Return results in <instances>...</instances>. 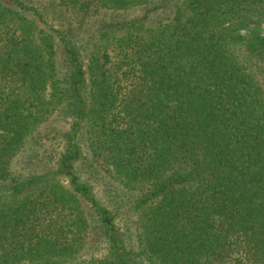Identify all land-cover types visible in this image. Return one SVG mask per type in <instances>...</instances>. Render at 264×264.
I'll use <instances>...</instances> for the list:
<instances>
[{"label": "trees", "instance_id": "16d2710c", "mask_svg": "<svg viewBox=\"0 0 264 264\" xmlns=\"http://www.w3.org/2000/svg\"><path fill=\"white\" fill-rule=\"evenodd\" d=\"M59 1L77 28L0 0V264H264V0ZM54 111L55 169L15 172ZM84 164L130 192L137 248Z\"/></svg>", "mask_w": 264, "mask_h": 264}, {"label": "rangeland", "instance_id": "374dc122", "mask_svg": "<svg viewBox=\"0 0 264 264\" xmlns=\"http://www.w3.org/2000/svg\"><path fill=\"white\" fill-rule=\"evenodd\" d=\"M29 6L35 8L42 15L43 21H37L40 28L55 30H66L68 28H77L78 23L71 16L72 7L61 3L59 0H23ZM134 11V12H133ZM27 12V11H26ZM110 12V11H109ZM137 14V10L123 12L122 18L129 19ZM29 18H35L32 12H27ZM103 22L104 18H97V21ZM96 21L90 20L81 29H76L77 44L83 46L87 35L92 32L89 30L91 25L95 26ZM249 27L240 30L241 34H246ZM264 30V24L261 27ZM58 42V41H57ZM88 43V42H87ZM89 43H91L89 41ZM85 46V45H84ZM56 60L63 64V69H67V62L60 54V47H57ZM46 118L40 122L34 132V138L29 137L28 142L24 146L23 152L20 154L17 162L13 166L15 172L28 173L35 168H51L55 169L56 161L60 152L63 150L65 136L71 129V119L62 117L57 111L48 113ZM90 166L83 165L84 173L81 179L93 188V193L98 201L112 210L116 211V224L121 233L125 244L130 249L137 248L139 230L136 224V214L130 208L129 196L127 191L120 186L117 178L110 177L105 180L96 178L88 173ZM130 194V192L128 193ZM93 252L100 257L103 253L101 246L94 248ZM100 255V256H99Z\"/></svg>", "mask_w": 264, "mask_h": 264}]
</instances>
